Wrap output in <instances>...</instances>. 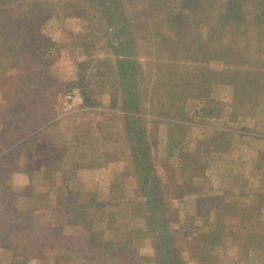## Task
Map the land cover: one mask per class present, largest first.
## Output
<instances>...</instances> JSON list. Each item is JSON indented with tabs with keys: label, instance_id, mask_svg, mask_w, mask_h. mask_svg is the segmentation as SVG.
I'll return each instance as SVG.
<instances>
[{
	"label": "rangeland",
	"instance_id": "374dc122",
	"mask_svg": "<svg viewBox=\"0 0 264 264\" xmlns=\"http://www.w3.org/2000/svg\"><path fill=\"white\" fill-rule=\"evenodd\" d=\"M0 264H264V0H0Z\"/></svg>",
	"mask_w": 264,
	"mask_h": 264
},
{
	"label": "built area",
	"instance_id": "2783aa9c",
	"mask_svg": "<svg viewBox=\"0 0 264 264\" xmlns=\"http://www.w3.org/2000/svg\"><path fill=\"white\" fill-rule=\"evenodd\" d=\"M83 103V99L81 94L76 91L73 90L71 92H68L65 95V104L67 105V107L69 108H77L79 107L81 104Z\"/></svg>",
	"mask_w": 264,
	"mask_h": 264
},
{
	"label": "trees",
	"instance_id": "16d2710c",
	"mask_svg": "<svg viewBox=\"0 0 264 264\" xmlns=\"http://www.w3.org/2000/svg\"><path fill=\"white\" fill-rule=\"evenodd\" d=\"M82 94H83L82 97H83V101H84L83 104H84L85 106H86V105H90V104H88V101H87L88 99H87V97H86V96H87L86 93H85V92H82Z\"/></svg>",
	"mask_w": 264,
	"mask_h": 264
},
{
	"label": "crops",
	"instance_id": "0c3cea01",
	"mask_svg": "<svg viewBox=\"0 0 264 264\" xmlns=\"http://www.w3.org/2000/svg\"><path fill=\"white\" fill-rule=\"evenodd\" d=\"M80 107V106H79ZM80 108H84V109H86V108H90V107H85V106H82V107H80ZM66 109H67V105H66ZM77 110H79V108L77 109ZM81 110H83V109H81ZM62 115V113L60 114V116ZM37 170V169H36Z\"/></svg>",
	"mask_w": 264,
	"mask_h": 264
}]
</instances>
